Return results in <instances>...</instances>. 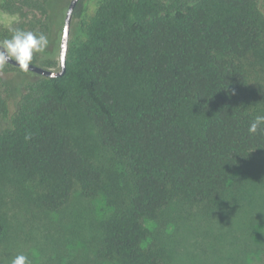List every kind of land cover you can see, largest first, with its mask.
<instances>
[{"label":"trees","instance_id":"1","mask_svg":"<svg viewBox=\"0 0 264 264\" xmlns=\"http://www.w3.org/2000/svg\"><path fill=\"white\" fill-rule=\"evenodd\" d=\"M83 3L74 17L84 36L63 76L35 74L16 89L0 76V184L16 182L40 209L62 208L75 191L95 198L108 174L74 132L90 120L122 166L100 254L160 264L145 222L175 201L215 202L264 155V134L248 133L264 114V0H103L89 18ZM49 5L0 0L14 17L0 22V40L13 28L43 32L48 46L31 63L44 67L54 63ZM7 231L0 212V245Z\"/></svg>","mask_w":264,"mask_h":264},{"label":"rangeland","instance_id":"2","mask_svg":"<svg viewBox=\"0 0 264 264\" xmlns=\"http://www.w3.org/2000/svg\"><path fill=\"white\" fill-rule=\"evenodd\" d=\"M102 1L84 0L83 18L94 15ZM70 2L50 0L55 30L50 55L54 63L47 68H60V45ZM81 18H73L70 45L84 36ZM13 20L0 10V22L10 24ZM35 74L0 69V76L15 89ZM15 93L16 98L17 90ZM7 123L0 100V130ZM74 132L82 144L93 147L95 160L105 167V186L95 198L75 191L62 208L47 210L34 206L16 182L0 184V212L8 222L0 245V264H10L20 253L28 255L32 264H117L100 254L101 226L113 212V181H117L116 174L122 178V166L101 146L92 121L84 119ZM145 226L148 236L144 245L160 254V264H264V155L238 172L229 190L215 202L175 201Z\"/></svg>","mask_w":264,"mask_h":264},{"label":"clouds","instance_id":"3","mask_svg":"<svg viewBox=\"0 0 264 264\" xmlns=\"http://www.w3.org/2000/svg\"><path fill=\"white\" fill-rule=\"evenodd\" d=\"M10 38L0 40V68L14 60L22 70H28L35 53L43 52L48 46V38L43 32L13 28ZM248 133L264 134V114H257L248 127ZM10 264H32L28 255L20 253Z\"/></svg>","mask_w":264,"mask_h":264},{"label":"water","instance_id":"4","mask_svg":"<svg viewBox=\"0 0 264 264\" xmlns=\"http://www.w3.org/2000/svg\"><path fill=\"white\" fill-rule=\"evenodd\" d=\"M79 2L80 0H71L67 13H66L63 34H62V39H61V45H60V53H59L60 68L56 70V69L47 68V67H44L38 64L30 63L28 71L34 72L37 75H41L45 77H60L66 73L67 58H68V52H69V46H70L71 26H72V21L74 17V12ZM7 63H10L20 68L19 65L14 60H10Z\"/></svg>","mask_w":264,"mask_h":264}]
</instances>
